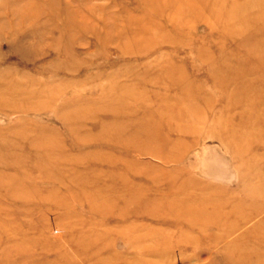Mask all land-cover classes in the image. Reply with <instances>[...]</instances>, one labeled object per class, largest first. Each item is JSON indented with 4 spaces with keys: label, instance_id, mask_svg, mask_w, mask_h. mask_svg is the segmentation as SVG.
Wrapping results in <instances>:
<instances>
[{
    "label": "rangeland",
    "instance_id": "obj_1",
    "mask_svg": "<svg viewBox=\"0 0 264 264\" xmlns=\"http://www.w3.org/2000/svg\"><path fill=\"white\" fill-rule=\"evenodd\" d=\"M262 258L264 0H0V264Z\"/></svg>",
    "mask_w": 264,
    "mask_h": 264
},
{
    "label": "bare ground",
    "instance_id": "obj_2",
    "mask_svg": "<svg viewBox=\"0 0 264 264\" xmlns=\"http://www.w3.org/2000/svg\"><path fill=\"white\" fill-rule=\"evenodd\" d=\"M184 213V214H183ZM177 214H179V215H181V214H183V215H186V214H188L189 216H197L198 215V213L197 212H193V213H188V212H179V213H177ZM204 215V214H203ZM204 217H212V216H210V214H207L206 212H205V215H204ZM233 225H231L230 227H232ZM224 227V226H223ZM229 227V226H228ZM234 227V226H233ZM224 229V228H223ZM234 237H232V239H233ZM231 241V240H230ZM229 243V242H228ZM241 244H242V242H240ZM230 244H231V242H230ZM234 245V244H233ZM233 245H231V247L233 246ZM246 245H247V242H243V245H241V246H238V247H236L237 248V250H239V249H241L242 248V246H245L246 247ZM236 246V245H235ZM234 247V246H233ZM254 247H256L257 248V250L259 249V247L261 248V246H254ZM255 248V249H256ZM240 253V252H239ZM238 253V254H239ZM241 254V253H240ZM242 257L241 258H239L240 260H242V262L244 261V257H243V254L241 255ZM259 256V255H258ZM263 259V258H262ZM246 264H264V259H263V262L262 261H260V259L259 260H254V261H247V262H245Z\"/></svg>",
    "mask_w": 264,
    "mask_h": 264
}]
</instances>
